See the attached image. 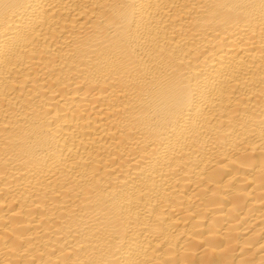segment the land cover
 Here are the masks:
<instances>
[{
    "label": "bare ground",
    "instance_id": "1",
    "mask_svg": "<svg viewBox=\"0 0 264 264\" xmlns=\"http://www.w3.org/2000/svg\"><path fill=\"white\" fill-rule=\"evenodd\" d=\"M0 264H264V0H0Z\"/></svg>",
    "mask_w": 264,
    "mask_h": 264
}]
</instances>
